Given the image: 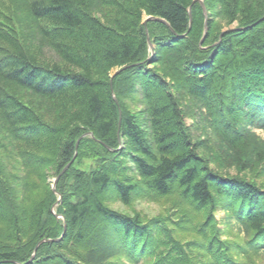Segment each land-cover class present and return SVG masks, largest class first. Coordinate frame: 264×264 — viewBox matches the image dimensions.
<instances>
[{
  "label": "trees",
  "instance_id": "16d2710c",
  "mask_svg": "<svg viewBox=\"0 0 264 264\" xmlns=\"http://www.w3.org/2000/svg\"><path fill=\"white\" fill-rule=\"evenodd\" d=\"M203 3L0 0V264L264 256V187L242 177L264 181V0ZM173 196L149 221L108 205Z\"/></svg>",
  "mask_w": 264,
  "mask_h": 264
},
{
  "label": "rangeland",
  "instance_id": "374dc122",
  "mask_svg": "<svg viewBox=\"0 0 264 264\" xmlns=\"http://www.w3.org/2000/svg\"><path fill=\"white\" fill-rule=\"evenodd\" d=\"M195 1H198L200 4L202 2V4L204 5L203 3V0H195ZM3 4H4V1H3ZM205 6V5H204ZM6 12H4V8H1L0 10V18H3L4 16L8 15V14H4ZM10 13V12H9ZM205 15H206V10H205ZM17 16V14H16ZM149 17V16H144V20H146V18ZM207 17V15H206ZM19 18V17H18ZM20 20V19H19ZM21 22V21H20ZM235 24L232 23L231 25H229V27H227V25H224V23L221 21V25H219L223 30L221 31V33L223 31H226V30H231V29H234L233 25ZM223 25V26H222ZM226 27V28H225ZM220 33V34H221ZM201 44V43H200ZM150 45H152L153 47L151 48ZM148 50L151 53H153V50H154V45L151 43V41L149 42V45H148ZM115 70H118V68L114 67L112 68L110 71V76H112L113 72ZM257 133H259L262 137H264V131H261L259 129H256ZM62 171L57 174L56 176H51L49 178V188L52 190V192H54V194L56 196H60L58 195L57 191H56V184L57 182L59 181L61 175H62ZM230 174H235L236 172L233 170V169H230L229 171ZM242 177L245 178V179H249L251 181H256L257 184L259 186H263L264 187V181H261V180H257L255 175H251V174H242ZM155 199H151V200H142V199H139V200H135L133 202V204H131V206H127V205H123L121 202L119 201H110L108 203L109 207L113 208V209H116V210H119L120 212H127L128 214H131V215H134V214H139L143 219L149 221L153 218H157V217H163L165 215H170V216H175L176 215V211H177V208L176 206L174 205L175 202H172V200L174 201H178V198L177 196H173L171 198H158V197H154ZM60 199V197H59ZM183 207V204H178V211ZM186 212L187 213H191V208L190 207H186L185 208ZM215 216L217 217V219H220L222 216H223V212H219V211H215ZM199 218H196V221L198 220ZM226 224L224 225H218V228L220 229H225V233L222 235V238L223 239H227V238H231L233 235L236 234V231L235 229H230L228 227L225 226ZM1 226V225H0ZM225 227V228H224ZM4 228H1L0 227V239H2L3 237H5V232L3 230ZM187 237V239H189L191 236L185 234ZM9 243H13V240L12 239H9L8 240ZM239 242H242V240H240ZM238 242V243H239ZM35 252H33V255L31 256L30 260H32V258L34 257L35 255ZM29 260V261H30ZM255 264H264V256H262L261 258H257L255 260Z\"/></svg>",
  "mask_w": 264,
  "mask_h": 264
},
{
  "label": "water",
  "instance_id": "95a60500",
  "mask_svg": "<svg viewBox=\"0 0 264 264\" xmlns=\"http://www.w3.org/2000/svg\"><path fill=\"white\" fill-rule=\"evenodd\" d=\"M201 5H202L203 8H205L204 5L202 4V2H201ZM189 16H190V22H191V13H190V11H189ZM147 18H149V20H153V19H154V20H159V21L164 22V20H162V19H160V18H156V17H150V16H149V17H147ZM252 25H253V24H252ZM252 25H250V26H252ZM221 36H222V34H221ZM150 47L152 48L153 46L150 45ZM127 67H128V66H127ZM125 68H126V67H125ZM122 69H124V68H122ZM119 71H120V70L116 71L115 74L118 73ZM119 123H120V116H119ZM68 166H69V164H68V165L62 170V172L65 171L66 168H67ZM64 229H65V228H64Z\"/></svg>",
  "mask_w": 264,
  "mask_h": 264
},
{
  "label": "bare ground",
  "instance_id": "6f19581e",
  "mask_svg": "<svg viewBox=\"0 0 264 264\" xmlns=\"http://www.w3.org/2000/svg\"><path fill=\"white\" fill-rule=\"evenodd\" d=\"M10 2H11V1H10ZM147 19H149V18H146V20H147ZM144 21H145V20H144ZM224 32H225V31H223L221 34H223ZM221 34H220V36H221ZM201 42H202V40L200 41V43H201ZM118 70H119V69H118ZM118 70H115V71L113 72L112 76H114V75H115V72L118 71ZM15 93H16V92H15ZM15 97H18V96H15ZM18 102H19V101H18ZM26 105H27V104H26ZM35 113H36V112H35ZM38 115H39V114H38ZM35 117H37V114H36ZM38 117H39V116H38ZM42 117H43V116H42ZM40 119H42V118H39V120H40ZM42 120H44V119H42ZM49 125H50V124H49ZM42 151H43V150H42ZM42 151H41V152H42ZM48 152H49V151H48ZM37 153H38V152H37ZM43 153H44V152H43ZM40 154H41V153H40ZM40 154H39V155H40ZM45 154H46V153H45ZM34 155H35V154H34ZM34 155H33V156H34ZM41 155H43V154H41ZM42 157H43V156H42ZM49 157H50V156H49ZM38 158H39V157H38ZM30 160H31V159H30ZM30 160H29V161H30ZM33 160H34V159H33ZM30 162H31V161H30ZM50 162H52V161H50ZM39 163H40V162H39ZM39 163H38V164H39ZM44 163H45V162H44ZM46 163H47V162H46ZM33 164H34V163H33ZM68 164H70V163H68ZM68 164H67V165H68ZM29 165H30V164H29ZM36 165H37V164H36ZM36 165H35V166H36ZM67 165H66V166H67ZM30 166H31V165H30ZM42 166H44V165H42ZM66 166H65V167H66ZM38 167H39V166H38ZM65 167H64V168H65ZM34 168H35V167H34ZM64 168H63V169H64ZM48 188H49V187H48ZM12 193H13V191H12ZM17 193H18V192H17ZM65 227H66V225H65V223H64V228H65ZM64 230H65V229H64ZM64 230H63V231H64ZM62 235H63V234H62ZM50 259H51V258H50ZM51 260H52V259H51Z\"/></svg>",
  "mask_w": 264,
  "mask_h": 264
}]
</instances>
